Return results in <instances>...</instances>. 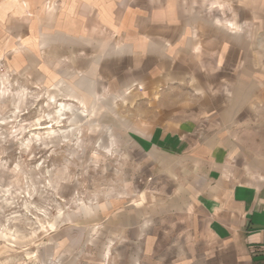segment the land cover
<instances>
[{
  "label": "crops",
  "instance_id": "obj_1",
  "mask_svg": "<svg viewBox=\"0 0 264 264\" xmlns=\"http://www.w3.org/2000/svg\"><path fill=\"white\" fill-rule=\"evenodd\" d=\"M0 15L13 74L149 107L124 116L153 183L122 209L128 264H264V161L235 140L263 117L264 0H11ZM168 237L177 256L158 253Z\"/></svg>",
  "mask_w": 264,
  "mask_h": 264
},
{
  "label": "rangeland",
  "instance_id": "obj_2",
  "mask_svg": "<svg viewBox=\"0 0 264 264\" xmlns=\"http://www.w3.org/2000/svg\"><path fill=\"white\" fill-rule=\"evenodd\" d=\"M10 2L0 0V14ZM7 25L0 15V32ZM4 60L0 53V264H128L122 209L153 183L144 184L151 159L123 130L124 116L149 107L79 104ZM254 95L263 117L235 140L264 161V88ZM158 253L178 250L168 237Z\"/></svg>",
  "mask_w": 264,
  "mask_h": 264
}]
</instances>
